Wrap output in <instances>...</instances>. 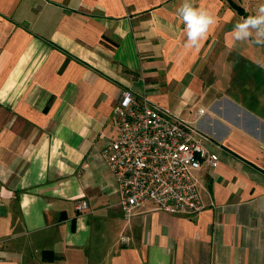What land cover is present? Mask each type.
<instances>
[{
	"label": "crops",
	"instance_id": "crops-1",
	"mask_svg": "<svg viewBox=\"0 0 264 264\" xmlns=\"http://www.w3.org/2000/svg\"><path fill=\"white\" fill-rule=\"evenodd\" d=\"M181 2L0 0V264H264V91L211 87L253 42L233 39L246 17L193 0L216 23L189 49ZM125 87L208 135L200 212L123 214L100 153Z\"/></svg>",
	"mask_w": 264,
	"mask_h": 264
},
{
	"label": "built area",
	"instance_id": "built-area-1",
	"mask_svg": "<svg viewBox=\"0 0 264 264\" xmlns=\"http://www.w3.org/2000/svg\"><path fill=\"white\" fill-rule=\"evenodd\" d=\"M200 108L198 113H203ZM116 135L100 157L118 182L119 205L129 218L154 200L171 213L196 214L204 208L195 170L218 165L219 157L205 141L208 135L146 93L122 88L114 107ZM3 205L0 193V219ZM88 200L77 203L79 210ZM1 251V240H0Z\"/></svg>",
	"mask_w": 264,
	"mask_h": 264
},
{
	"label": "clouds",
	"instance_id": "clouds-1",
	"mask_svg": "<svg viewBox=\"0 0 264 264\" xmlns=\"http://www.w3.org/2000/svg\"><path fill=\"white\" fill-rule=\"evenodd\" d=\"M176 11L184 26L185 47L198 49L215 25V17L206 9L196 7L193 0H182ZM232 35L235 41L251 40L256 44H264V4L258 7L255 14L237 23Z\"/></svg>",
	"mask_w": 264,
	"mask_h": 264
},
{
	"label": "rangeland",
	"instance_id": "rangeland-1",
	"mask_svg": "<svg viewBox=\"0 0 264 264\" xmlns=\"http://www.w3.org/2000/svg\"><path fill=\"white\" fill-rule=\"evenodd\" d=\"M231 0H225L227 6L230 5ZM235 2L239 3L245 10H248L250 15L256 13L258 7L261 4H264V0H234ZM205 50V49H204ZM240 51L241 57L237 58V63L234 65V71L229 70V68H233L230 64L223 70L226 75V79H222V84H212L211 87H235L239 89L244 94L248 93L250 89L253 87L255 89L263 90L264 91V80H257L260 77V73L263 70L264 62L260 63L258 66L255 64L254 60L257 58L262 61L264 60V44H256L254 42H248L247 47L243 49H238ZM235 62V61H232ZM211 64H197L196 69L199 68V72H203L205 70L208 72L210 70ZM262 67V68H261ZM234 77L232 80H229V77ZM259 81V82H257ZM258 85V88L256 86ZM210 88V87H209ZM199 107V104L196 105L194 110ZM200 108L197 110V112Z\"/></svg>",
	"mask_w": 264,
	"mask_h": 264
},
{
	"label": "trees",
	"instance_id": "trees-1",
	"mask_svg": "<svg viewBox=\"0 0 264 264\" xmlns=\"http://www.w3.org/2000/svg\"><path fill=\"white\" fill-rule=\"evenodd\" d=\"M230 3L233 8H235L239 13L243 14L245 17L250 15V13L246 11L239 3L235 2L234 0H231Z\"/></svg>",
	"mask_w": 264,
	"mask_h": 264
}]
</instances>
